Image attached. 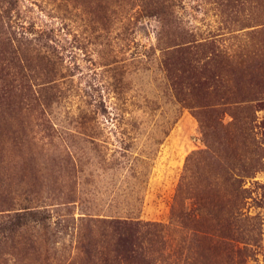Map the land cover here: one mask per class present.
I'll return each mask as SVG.
<instances>
[{
    "label": "rangeland",
    "instance_id": "obj_1",
    "mask_svg": "<svg viewBox=\"0 0 264 264\" xmlns=\"http://www.w3.org/2000/svg\"><path fill=\"white\" fill-rule=\"evenodd\" d=\"M0 264H264V0H0Z\"/></svg>",
    "mask_w": 264,
    "mask_h": 264
}]
</instances>
